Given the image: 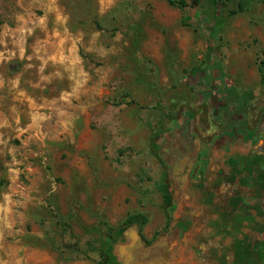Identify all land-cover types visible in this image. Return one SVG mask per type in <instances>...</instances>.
Wrapping results in <instances>:
<instances>
[{"label": "rangeland", "instance_id": "374dc122", "mask_svg": "<svg viewBox=\"0 0 264 264\" xmlns=\"http://www.w3.org/2000/svg\"><path fill=\"white\" fill-rule=\"evenodd\" d=\"M185 1L0 0V264H120L127 229L147 246L164 236L159 264L226 263L193 245L204 200L187 192L175 209L158 186L175 195L176 160L225 131L228 106L224 121L243 111L249 131L264 117V0L214 39L211 0ZM219 4L226 17L239 0ZM251 170L263 178L264 156ZM239 200L213 235L238 248L232 264H264V206Z\"/></svg>", "mask_w": 264, "mask_h": 264}, {"label": "flooded vegetation", "instance_id": "af4514ba", "mask_svg": "<svg viewBox=\"0 0 264 264\" xmlns=\"http://www.w3.org/2000/svg\"><path fill=\"white\" fill-rule=\"evenodd\" d=\"M224 105L225 103L219 107L222 109ZM239 106L241 105L239 104ZM234 109L235 107L228 106V109L221 114L222 124L225 128L224 132L218 134L206 147L198 146L195 143L191 146L186 145L188 148L185 149V155L179 156L180 158L176 160L172 168L175 171L174 183L177 187V191L173 195V197H176V202L173 199V202L176 203L175 209L180 207L183 194L187 192L194 203L201 199L205 202V205H195L194 209L191 210L195 211V216L190 217L191 223L197 224L196 228L199 231L198 237H196L197 241L195 238L193 245L202 255L208 257L219 256L220 259L226 256L225 264H229V261H231L230 264L234 263V258H238L239 250L221 244L222 237H214L213 228L210 224L221 220L219 214L226 213L229 203L236 197L241 199L238 204L244 208L245 214L246 205L251 204V207L254 208L253 206L258 204L260 209L264 206V192L261 194L256 191L264 184V174L263 178H260L261 180H257V176L254 175L255 170H251L256 161H260L264 156V117L260 119L253 130L249 131L245 127L246 116L243 111L237 120H231L230 123L224 121V118L233 116ZM218 113L220 114V112ZM201 151L204 155L202 157L204 178L194 179L193 170L200 159L195 156V153L198 154ZM183 161L186 163L182 164ZM202 163H200V166H202ZM235 167H238L237 175L233 174L232 168ZM198 182L202 183L197 184ZM187 188L189 191H186ZM212 209L221 212L214 215L211 214ZM245 214L242 219L246 218ZM254 218L258 219L259 223H263L261 217ZM247 235L255 239L261 234L256 229L253 233L249 231ZM144 239L147 244L151 243L149 239L145 237ZM257 251H259L258 248L252 252L256 254ZM230 258L232 259L230 260Z\"/></svg>", "mask_w": 264, "mask_h": 264}, {"label": "water", "instance_id": "95a60500", "mask_svg": "<svg viewBox=\"0 0 264 264\" xmlns=\"http://www.w3.org/2000/svg\"><path fill=\"white\" fill-rule=\"evenodd\" d=\"M173 173H175L174 169ZM174 218H176V214H174ZM122 237V241L114 242L120 264H159V261L163 262V259H165V255L161 254V252H164L162 249L165 247L164 236L151 246H147L141 239L137 229H127ZM155 253L158 254L159 261L152 258Z\"/></svg>", "mask_w": 264, "mask_h": 264}, {"label": "trees", "instance_id": "16d2710c", "mask_svg": "<svg viewBox=\"0 0 264 264\" xmlns=\"http://www.w3.org/2000/svg\"><path fill=\"white\" fill-rule=\"evenodd\" d=\"M169 3L172 4V5L178 6L179 8H184L187 5V3H186L185 0H169ZM211 3H212V5H213V7L215 9V17H214V20H215L216 28H215V25H214V29L212 31H210L209 34H210V38L211 39H214L215 37H218L220 35V29L222 28V26L224 25V23L228 19H230L233 15H235V14H237V13L242 12V11L245 10V8H246V0H239V7H238V9L229 12L226 17H223L221 14H219V10H220L219 0H211ZM183 23L184 24H190V22L187 23L186 21H183ZM222 76L224 77V79L226 78L224 73H222ZM222 76L220 74V77H222ZM220 77H216V76L213 75V78L211 80L212 81H216V80L218 81V80H220ZM215 78H217V79H215ZM204 90L207 92L208 91V88H205ZM241 102L244 103L243 100H241ZM190 121H191V118H189V121L188 122H190ZM158 189L162 193L165 202L168 203V204H170V206H171L174 197H173L172 192L169 191L168 186L165 185V184H159ZM138 217H139V215H132V216H130L126 220L125 224H133L135 222L134 220L137 219Z\"/></svg>", "mask_w": 264, "mask_h": 264}]
</instances>
